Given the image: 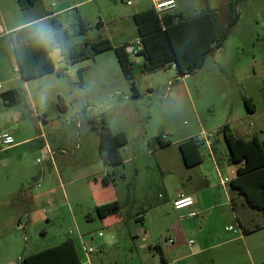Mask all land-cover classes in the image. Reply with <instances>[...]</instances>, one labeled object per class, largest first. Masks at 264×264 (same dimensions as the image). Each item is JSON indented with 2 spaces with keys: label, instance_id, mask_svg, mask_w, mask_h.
Returning <instances> with one entry per match:
<instances>
[{
  "label": "rangeland",
  "instance_id": "rangeland-1",
  "mask_svg": "<svg viewBox=\"0 0 264 264\" xmlns=\"http://www.w3.org/2000/svg\"><path fill=\"white\" fill-rule=\"evenodd\" d=\"M61 1L40 0L35 7L23 10L18 0H0V28L8 31L51 9L57 11ZM69 1L78 4L55 16L60 27H54L50 17L38 23L48 44L57 31L74 34L81 21L89 29L85 34L73 35L71 43L79 47L100 38H109L114 46L137 39L135 0L131 4L126 0ZM232 1L236 2L235 13L230 9ZM177 2L176 11H182L186 17L202 9L217 10L219 30L225 32L222 45L200 68L187 75L181 74L176 65L145 72L136 63L137 56L131 55L135 64L133 80H129L113 49L76 63L58 59L61 51L55 49L52 55L57 69L24 81L16 68L18 62L9 37L12 31L6 33L9 42L0 39L2 91L14 88L21 94L11 105L0 94L3 127L0 131L13 129L15 141L20 139V134L37 137L43 132L46 137H58L63 142L53 165L39 151L44 140L40 137L25 145L23 156H19L20 149L13 153L12 163L0 169L1 192L45 194L31 208V222L24 214L15 218L16 234L22 239L16 264H23L20 259L23 255L69 238L75 239L81 262L85 264L79 236L84 237L87 246L97 247L92 236L97 238L99 232L105 237L114 234L115 242L91 253L92 264H137L136 259H145L146 255L149 264H156L161 259L157 248L150 246L151 239L143 233L145 219L151 229L157 230V235L163 226L178 217L174 215L176 211L164 181L169 191L175 192L181 187V176L187 173L193 175L192 186L201 191L206 204L222 203L213 209L210 220L218 233L231 234L226 225L234 223L235 213L249 228L262 227L249 235L246 244H240L239 252L247 263L251 262L250 251L257 261H263L259 264H264V211L249 205L244 209L240 198L234 211L227 204V188L221 183V179H232L237 174L234 166L238 164L229 160L231 150L238 158L244 153L243 146L233 144L230 148L223 132L225 124H229L235 136L253 147H262L264 143V0ZM235 16V22L228 28ZM132 84L139 96L133 95ZM245 97L253 100L254 111L247 109ZM104 116L111 128L128 135V142L121 147L123 162L114 167L105 165L99 153V127ZM202 133L209 141L200 146L203 160L188 167L179 142ZM164 135L172 143L161 149L157 137ZM172 167L173 173L169 170ZM55 169L60 172L59 177ZM107 174L115 182L125 217L112 226L105 221V209L112 204L113 191H104L103 198L98 200L87 184V179L101 182V177ZM207 184L209 188L204 189ZM155 206L161 208L155 210ZM69 208L78 227L68 215ZM158 237L164 241L162 236Z\"/></svg>",
  "mask_w": 264,
  "mask_h": 264
},
{
  "label": "trees",
  "instance_id": "trees-1",
  "mask_svg": "<svg viewBox=\"0 0 264 264\" xmlns=\"http://www.w3.org/2000/svg\"><path fill=\"white\" fill-rule=\"evenodd\" d=\"M38 0H18L23 10L34 7ZM232 13L236 11V2L230 3ZM46 13L45 15H49ZM44 15V16H45ZM217 10L202 9L191 17L176 16L158 12L155 7L134 15L142 48L139 55L144 58L142 70L151 72L165 67L176 65L178 71L187 75L200 68L205 59L214 53L223 43L225 32L221 33L217 23ZM52 25L60 27L55 16L50 17ZM236 16L232 17L228 28L233 25ZM89 26L80 22L74 29V34L68 30L57 31L54 39L48 44L37 22L28 24L9 33L13 44L14 53L19 63L21 76L28 80L52 73L56 70L51 53L59 49L68 63H76L86 59H93L96 55L113 49L124 75L133 80L134 61L126 52V45L114 46L109 38H100L94 42H86L85 47L71 43L73 35L85 34ZM8 41L7 35L0 37ZM9 42V41H8ZM82 71L79 70L81 75ZM134 96H139L135 84H132ZM7 105L20 99L21 94L17 89L1 93ZM245 104L249 111L255 110V104L249 97H245ZM63 108H66L62 102ZM94 120V119H93ZM223 132L230 148L233 144L243 146L242 157L235 156L231 150L229 160L239 164L237 176L230 181V189L243 195L249 206L264 211V143L261 147H253L243 138L237 137L232 132L229 124L223 126ZM158 146L166 147L171 141H166L163 136L157 137ZM128 142L125 131H114L109 120L104 116L99 127V153L102 161L109 167H114L123 162L121 147ZM201 143L196 137H191L179 143L185 162L191 166L202 162L200 154ZM253 143V142H252ZM108 179L105 178V181ZM107 205L105 215L119 214L118 205ZM235 206V205H234ZM158 250L159 248L156 247ZM24 264H82L80 253L74 240L68 239L60 244L23 256Z\"/></svg>",
  "mask_w": 264,
  "mask_h": 264
},
{
  "label": "crops",
  "instance_id": "crops-1",
  "mask_svg": "<svg viewBox=\"0 0 264 264\" xmlns=\"http://www.w3.org/2000/svg\"><path fill=\"white\" fill-rule=\"evenodd\" d=\"M135 1L137 3V7H136V11L133 13V16L138 12L155 7V0H135ZM39 2L40 0L36 2L34 7ZM175 2H176L175 6L164 11L163 14L165 13V14H170V15L186 17L182 11H176V9L178 8V2L177 0H175ZM77 4L78 3L71 2L69 0H62L59 4L60 7H58L57 11H54V9H51L50 12H46V13H50L49 15H45V16L43 15L40 17H32L20 23L19 25L11 27L8 31H4L3 29L0 28V37L5 35L7 32L14 31L28 24L29 22L37 21V23H39L42 18H49L52 16H56L60 12L69 11L75 8ZM188 17H191V16H188ZM129 42L131 43V41H126L124 43H129ZM124 43H121L119 45H122ZM54 50L52 51L51 56L53 58V61L57 69L56 60L54 56L52 55L54 53ZM58 59L64 60L62 53L58 55ZM137 62L142 66L144 62V58L142 56L138 57L136 63ZM16 68H18L19 70V65H17ZM24 81H27V80L24 79ZM11 89H14V88H11ZM11 89H7V90H11ZM33 104L34 103L32 102V105ZM0 127L3 128L2 125H0ZM1 131H8V132H11L12 134L14 133L13 129H10V127L7 128V130L1 129ZM20 133L21 132H19V134ZM42 134H44L45 138L39 144V151L40 153H43L45 156V159L49 160L51 164L53 165L57 152L62 150L61 144H63V142L60 140L61 138H58V137H52V138L46 137V134L42 132L37 137H32V136L23 137V135L20 134L19 135L20 139L18 141H15L16 143L13 146L7 149L0 150V169L12 163L10 162L11 161L10 156L13 153H17L19 149L22 150L21 155L19 154V156H23V154L25 153V149H23L25 145H27L28 143H30L31 141L37 138H40ZM164 140L170 141L169 139H167V137ZM46 144L49 145L51 151L53 152V158H54L53 160L50 158V155L47 152ZM160 148L162 149L165 147H160ZM5 154L7 155V157H4ZM192 166L193 165H191V167ZM238 166L239 164L237 166H234V171H236V173H237ZM169 170L171 173L175 172V169H173V167L172 169H169ZM55 171H56V176L59 177L60 172L58 171V169H55ZM84 176L88 177L87 175H84ZM236 176L237 174L233 178H235ZM105 178L108 180L105 181ZM194 181L195 179L193 175L187 173L181 176V187L177 189L175 192L169 191V187L167 186V183L165 181H164V188L165 190H167V196L170 198V203H172L173 200L179 194L193 195L197 200L196 202V209L198 211L197 216L189 217L188 213L190 212V210L187 208H184L181 210L175 209L176 212L174 215L175 216L178 215V217H174L173 221L163 226L159 230V234L157 235H156L157 230H155L154 228L151 229L148 225V220L145 219L146 230H143V233L147 238L151 239L152 243L150 244V246L159 248V250L157 249V251L159 252L161 260H159V262H157L156 264H259V262H263L261 260L257 261L254 258V255L249 251L251 262L247 263L242 258L239 252L240 244L241 243L246 244L247 243L246 240L248 239L249 235L255 231L261 230L262 227L258 226L255 229L249 228L244 223V221L241 220L240 217L237 216L235 213L233 214V218H232L234 223L226 225V227L233 226L236 229V232L231 231L230 235H225L222 232L218 233L215 226H212L210 224V220H211V215L213 214V209L216 207H221L222 203L219 204V203L214 202L211 204L209 203L206 204L200 195L201 191H197L195 188H193L192 185ZM87 184L92 190V192L94 193L95 198L98 200L103 198L104 191L111 189L113 191V195H112V199H113L112 202H114L113 205L114 206L118 205L120 208V198L115 190L116 189L115 182L112 181L110 175L107 174L105 176H102L101 182L99 180H95V178H94V181H92L91 179H87ZM209 186L210 185L207 184V187L204 189H208ZM224 187L227 188V191H226V196L228 199L227 204L231 205L234 211H235L234 205L238 202L237 200L239 198H240V201H242V205L244 209L247 208L246 206L248 204L246 202V199L243 198L244 197L243 195L239 194L238 191L231 190L230 187H228V183L225 184ZM44 195L45 194L41 195L39 193L37 194L28 193L25 191H22L19 193L18 192L3 193L0 191V264H16L15 260L21 250L22 239H21V236L16 234V230L18 229L16 224L18 221L16 222L15 218L21 216V214H24V216H27L28 220L31 222V208L34 205H37V202ZM67 196L68 195H66V198H68ZM159 208L161 207L155 206L153 209L156 210ZM178 211H182V213H179ZM205 211H207L206 214L204 213ZM68 215L70 216L73 222V220H75V216L73 214V211L70 208L68 211ZM201 215H202V218H200ZM88 216L90 218L93 217L91 215H88ZM105 218H106L105 221L111 226L114 224L120 223L125 219L122 210L119 214L106 215ZM74 225L78 227V223L76 220H75ZM227 231H230V230H227ZM72 234H74V231H72ZM158 236H162L164 238V241L161 240ZM69 239H72L75 242L74 238H69ZM79 239H80V242L82 243L81 245H83V243L86 242L84 237L79 236ZM169 239H172L173 242H170ZM92 240H95V243L97 245V247L96 246L94 247L98 248L99 251H101L109 247L110 244L112 245L114 244L115 236L114 234H111L108 237L98 235L97 238H95V236H92ZM190 241H193V242L190 243ZM234 245L236 246V248ZM81 247L83 250V246ZM14 252H16L15 255H13ZM31 253H34V251L28 254H31ZM23 256L20 258L21 260H23ZM84 259H85L84 261L85 264H92L90 256L87 257L84 254ZM134 261L135 260H133V262ZM136 261H137V264H145V262L146 264H149V262L147 261V255L145 259L139 257V259L137 258ZM82 264H83V261H82Z\"/></svg>",
  "mask_w": 264,
  "mask_h": 264
},
{
  "label": "built area",
  "instance_id": "built-area-1",
  "mask_svg": "<svg viewBox=\"0 0 264 264\" xmlns=\"http://www.w3.org/2000/svg\"><path fill=\"white\" fill-rule=\"evenodd\" d=\"M128 4H131V0H126ZM175 0H155V9L163 13L164 11L172 8L175 6ZM142 48V42L140 38H137L134 42H131L126 45V52L129 56L135 55L138 57H141L139 55V51ZM2 85L0 84V94L2 93ZM41 137L45 138L44 134L41 135ZM166 136H163V139H165ZM200 142L205 143L208 142V137L205 133H202L200 136L196 137ZM15 138L14 135L11 132L8 131H0V150L7 149L15 144ZM47 152L50 155V158L53 160V152L51 151L48 144H46ZM231 179H228L227 177L224 179H221L222 185L227 184L230 182ZM196 198L193 195H187V194H179L174 200H173V206L176 210H181L184 208H187L190 210L188 213L189 217H195L198 215V211L196 209ZM227 230L236 232V229L233 226L226 227ZM100 236H102V232L99 233ZM170 242H173L172 239H169ZM193 241H190L192 243ZM83 251L87 257L90 256L93 252H98L99 249L94 247L93 245L87 246L86 243H83Z\"/></svg>",
  "mask_w": 264,
  "mask_h": 264
},
{
  "label": "water",
  "instance_id": "water-1",
  "mask_svg": "<svg viewBox=\"0 0 264 264\" xmlns=\"http://www.w3.org/2000/svg\"><path fill=\"white\" fill-rule=\"evenodd\" d=\"M18 62V61H17ZM18 65H19V63H18Z\"/></svg>",
  "mask_w": 264,
  "mask_h": 264
}]
</instances>
